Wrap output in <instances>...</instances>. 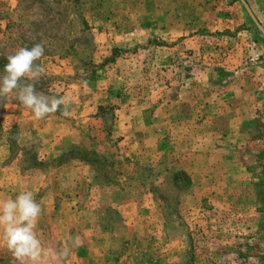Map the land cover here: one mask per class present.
I'll return each instance as SVG.
<instances>
[{"label":"rangeland","instance_id":"374dc122","mask_svg":"<svg viewBox=\"0 0 264 264\" xmlns=\"http://www.w3.org/2000/svg\"><path fill=\"white\" fill-rule=\"evenodd\" d=\"M35 44L70 115L0 97V201L42 264H264V0H0V74Z\"/></svg>","mask_w":264,"mask_h":264},{"label":"clouds","instance_id":"9594fccd","mask_svg":"<svg viewBox=\"0 0 264 264\" xmlns=\"http://www.w3.org/2000/svg\"><path fill=\"white\" fill-rule=\"evenodd\" d=\"M44 54V46L35 44L9 55L0 74V97L15 93L20 104L29 109L36 120L57 112L68 117L71 102L66 97L49 96L36 90L35 81L44 73L37 61ZM83 84L87 88L86 80ZM41 214V205L31 191L0 201V243L11 253L14 264H42L46 253L36 231ZM74 243L78 246V239Z\"/></svg>","mask_w":264,"mask_h":264},{"label":"trees","instance_id":"16d2710c","mask_svg":"<svg viewBox=\"0 0 264 264\" xmlns=\"http://www.w3.org/2000/svg\"><path fill=\"white\" fill-rule=\"evenodd\" d=\"M1 62H2V64H3V66L6 64V62H5V61H3V60H1Z\"/></svg>","mask_w":264,"mask_h":264}]
</instances>
